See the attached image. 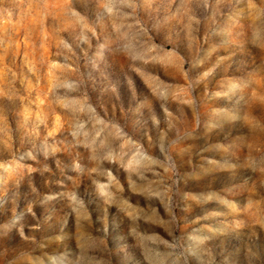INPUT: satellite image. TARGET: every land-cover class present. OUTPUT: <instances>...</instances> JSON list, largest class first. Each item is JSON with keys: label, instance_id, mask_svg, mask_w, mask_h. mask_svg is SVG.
<instances>
[{"label": "rangeland", "instance_id": "374dc122", "mask_svg": "<svg viewBox=\"0 0 264 264\" xmlns=\"http://www.w3.org/2000/svg\"><path fill=\"white\" fill-rule=\"evenodd\" d=\"M0 264H264V0H0Z\"/></svg>", "mask_w": 264, "mask_h": 264}]
</instances>
